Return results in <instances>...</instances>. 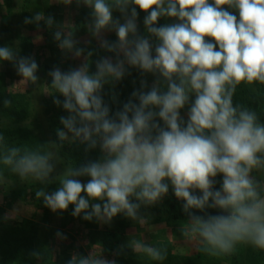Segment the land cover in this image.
I'll return each mask as SVG.
<instances>
[{"label":"clouds","instance_id":"obj_1","mask_svg":"<svg viewBox=\"0 0 264 264\" xmlns=\"http://www.w3.org/2000/svg\"><path fill=\"white\" fill-rule=\"evenodd\" d=\"M76 3L92 10L93 36L105 30L115 32V42L101 39V47L114 53L115 60L100 58L94 73L86 62L68 71L55 67L49 72L52 88L63 97L53 102L68 113L60 117L63 128L57 130V136L64 142L71 134L70 142L87 145L86 151L99 146L103 155L78 168L70 166L56 178L59 187L55 191L40 188L36 198L54 213L72 205V216L83 213L85 221L95 218L110 224L123 214L142 224L141 205H154L171 185L188 217L183 234L197 239L205 252L228 255L240 244L264 251V123L256 110L233 102L241 85L264 88V0ZM137 9L146 13L147 36L138 32ZM114 11L123 22L114 18ZM162 17L178 22L157 26ZM41 19V14L35 16L36 21ZM31 22L25 18L26 24ZM47 24H53L51 16ZM54 36L62 50L75 47L71 35L61 39L62 33L57 31ZM83 52V48H75L76 57ZM13 60L18 75L33 82L38 79V64L32 57L17 59L9 47H0V61ZM126 65L158 75L166 90H161L157 80L144 91L147 82L142 81L141 88L113 114L102 92L106 84L123 79ZM192 95L195 99L190 103ZM186 105L185 122L181 110ZM54 171L51 151L9 143L0 133V181L10 172L22 181L51 183ZM218 175L223 179L216 189ZM79 177L90 179L83 183ZM206 209H219L220 213L197 215L193 211ZM57 235L66 239L59 232ZM128 246L151 261L166 259L165 251L140 240H131ZM67 264L115 261L89 253L74 255Z\"/></svg>","mask_w":264,"mask_h":264},{"label":"trees","instance_id":"obj_2","mask_svg":"<svg viewBox=\"0 0 264 264\" xmlns=\"http://www.w3.org/2000/svg\"><path fill=\"white\" fill-rule=\"evenodd\" d=\"M211 3L212 0H209ZM235 14L234 9H228ZM91 9L88 6L77 8L72 16L68 27L63 28L59 23L60 12L57 6L51 3V0H0V47H9L16 58L32 57L38 64L36 73L38 79L30 81L29 87L20 89L18 81L20 80L16 73H0V133H2L9 143L26 144L32 148L42 146L44 150L53 153V162L58 167V172L52 174V182L41 184L31 180L22 181L18 176L5 172L4 178L0 181V188L6 195L7 207L0 205V264H67L68 260L76 255H83V252L77 246V240L73 235H67L66 239L58 236L62 231L51 228L50 224L54 217H61L60 225H66L65 221L72 222L77 217L72 216L74 206L70 205L64 212H52L45 207L42 199H37L35 192L43 188L51 193L59 187L56 178L59 177L62 166L69 168L80 167L90 161H96L102 158L103 153L99 146L95 149L86 151L87 145L71 141L60 142L57 136V130L62 129L60 123L61 116H67L68 113L54 104L53 110L47 108L46 90L52 91L51 97H63L52 88V79L49 72L53 66H59L63 55L69 51L58 52L54 60L45 62L42 50L51 47L52 38L55 32L62 33L61 39L71 35L75 41V48H83L84 54L92 52V56L87 55V61L92 66L90 72H95V62L104 54L100 47H89L87 38L91 34ZM140 20L139 34L147 36L143 20L146 13L137 9ZM41 14L43 19L36 21L35 16ZM53 18V24H47L48 17ZM114 18H123L118 11L113 12ZM25 18H31L32 22L26 24ZM178 22L175 18L162 17L157 26ZM28 30L25 32V30ZM32 31V32H31ZM33 31L43 37L44 43H37ZM53 35V37H52ZM155 45V38H151ZM52 48V47H51ZM67 55V54H66ZM105 57V56H103ZM115 60V57H113ZM14 63L16 61H0V65ZM45 62V63H43ZM127 73L123 79L106 84L102 95L105 103L110 106L114 114L122 109L124 103L132 98L134 90L141 88V82L146 81L149 90L154 82L160 80L161 90H166V84L158 75L152 73H142L141 70L126 65ZM24 79V78H21ZM33 99L36 101V108L33 106ZM134 99V98H133ZM195 99L194 95L190 97V103ZM4 100L10 103L5 105ZM138 103V100H134ZM234 104H246L256 110L261 123H264V88L260 86L250 87L241 85L233 98ZM189 105H186L181 112H186ZM34 111V112H33ZM56 113H55V112ZM32 113L35 118L32 119ZM183 118V117H182ZM184 119V118H183ZM186 122L187 120L184 119ZM161 126L163 122L161 121ZM257 179L260 173L254 172ZM85 183L89 177H80ZM223 177L218 175L215 178V188L221 187ZM197 195L200 193L197 191ZM133 201L135 198L133 197ZM100 202V201H94ZM93 203V202H90ZM183 201L178 200L169 185V192L160 201L154 205H141L138 215L144 218V223L131 220L119 214L113 218L110 224H104L105 231L97 241L96 252L108 260H114L115 264H141L139 254L129 247V242L124 240L123 235L131 228L137 230L145 229L149 226L158 228H179L183 227L188 220L187 215L182 210ZM25 207L28 210L25 216L11 213V208ZM9 209V210H8ZM197 215L219 214V209H206L204 212L193 210ZM27 216V217H26ZM84 227L98 226L95 220L85 221L82 216L77 218ZM195 249L190 255H174L170 249L171 243L166 244L164 251L177 264H264V251L254 248L251 245L240 244L228 255H212L203 250L202 245L195 239ZM161 249V250H163ZM38 255H35L37 254Z\"/></svg>","mask_w":264,"mask_h":264},{"label":"rangeland","instance_id":"obj_3","mask_svg":"<svg viewBox=\"0 0 264 264\" xmlns=\"http://www.w3.org/2000/svg\"><path fill=\"white\" fill-rule=\"evenodd\" d=\"M51 3L54 6H57L59 9H61L60 12V18L59 23L62 25L63 28H66L70 25L71 19L73 16L74 11L77 8L85 7L84 4H77L76 0H72V3L65 4L63 0H51ZM121 19V18H120ZM121 22H123V18L121 19ZM138 24V32H139V26H140V20L137 19ZM28 30L26 29L25 32ZM32 32V31H31ZM33 33L36 36V42L37 43H44L43 37H41L37 32L33 31ZM53 37V35H52ZM101 39H106L110 42H115L117 40L116 34L114 31L105 30L103 31L100 36H93L92 32L90 36L87 38V44L89 47H100L103 51V56L105 57H115L114 53L108 52L104 48L101 47ZM52 48H46L42 50L43 58L45 62L54 60L56 58V55L59 54L58 52H64L65 50H62L59 47V41L55 39V37L52 38ZM65 53V52H64ZM67 54V55H66ZM63 55L61 59V63L59 64V67L62 71H68L71 68H77L82 63H88L89 67L92 66L90 62L87 61V55L82 54L80 57L75 56V51L71 50L69 53H66ZM102 56V57H103ZM101 57V58H102ZM114 60V59H113ZM43 62V63H45ZM55 68V65L53 66ZM0 73H16V75L19 77L18 86L20 89H27L30 85V81L26 79H21L22 77L18 75V73L15 70L14 63L10 62L7 65H0ZM46 98H47V108H50V110H53L54 102L53 98L51 97L52 91L46 90ZM33 106L36 108L37 104L35 99H33ZM34 112V111H33ZM55 112V111H54ZM56 113V112H55ZM181 117L187 120L188 118V111L181 112ZM34 113H32V119H34ZM54 163V162H53ZM55 164V163H54ZM67 167L62 166V168H59L60 174L59 176H62L63 173L66 171ZM58 172V167L55 165V171L53 173ZM255 176V174L253 173ZM261 177V174L259 175ZM81 180V178L79 177ZM82 181V180H81ZM83 182V181H82ZM84 183V182H83ZM87 183V182H85ZM7 200L5 193L2 192L0 188V205L7 207ZM91 202V201H90ZM21 207V206H19ZM9 210V209H8ZM11 213L25 216L26 213H28L27 208L21 207V208H11ZM53 218L52 223L50 224L51 228H56L63 232L62 236L66 237L67 235H73L76 238V244L78 248H80L83 252V255H88L89 253H92L94 255H99L98 252H96L97 248V241L99 237L101 236L102 232L105 231L104 223L98 222V226L94 227H84V225L79 223V220L72 219V222H66V225L62 226L59 223L61 222V217L58 216ZM83 217V213L80 215ZM27 217V216H26ZM135 228H137L135 226ZM135 228H131L129 231H125L123 238L126 241L130 242L131 240H140L144 244L152 245L157 248L163 249L165 248L166 244L168 242L171 243L172 249H170L171 253L174 255H190L194 252L195 249V238L186 237L182 232V227L179 228H172V227H166V228H158L156 226H149L145 229L137 230ZM63 240V238H62ZM164 251V249L162 250ZM141 264H177L175 263L176 260H172L168 254L166 253V259L163 261H151L147 259L143 254H139Z\"/></svg>","mask_w":264,"mask_h":264}]
</instances>
